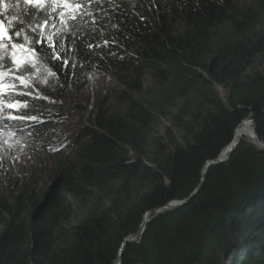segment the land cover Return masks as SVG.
I'll return each mask as SVG.
<instances>
[{"label": "trees", "instance_id": "trees-1", "mask_svg": "<svg viewBox=\"0 0 264 264\" xmlns=\"http://www.w3.org/2000/svg\"><path fill=\"white\" fill-rule=\"evenodd\" d=\"M80 2L60 4L38 30L45 33V46L47 34L63 27L61 19ZM0 10L10 34L26 29L18 44L26 43L37 21L43 24L35 6L23 0H5ZM89 11L99 17L98 25L78 17L58 37L75 67L41 60L58 74L48 85L37 82L47 73L36 68L17 73L26 81L31 77L56 103L16 95L32 89L3 80L16 87L4 89L12 98L0 95V106L27 102L28 108L13 114L43 112L46 123L26 128L33 132L29 137L17 131L27 121L0 122V142H11L16 137L8 133L16 132L27 145L7 149L0 167V264H109L143 213L187 197L205 162L232 141L251 105L264 103V0H113ZM105 40L108 47L90 54L87 44ZM5 64L12 66L10 54ZM93 75L110 82L104 97L95 98L92 122L76 126L72 119L81 108L60 98ZM147 75L159 85L154 99L143 96ZM170 108L171 124L161 133L160 119ZM12 111L5 108L0 116ZM247 127L255 141L242 135L225 162L206 170L186 204L150 220L126 250V264H264V148L255 145H264V114L253 123L256 137ZM16 155L19 161H12ZM43 163L53 165L52 185L41 196L34 188L35 166ZM30 202L39 203V210L29 211Z\"/></svg>", "mask_w": 264, "mask_h": 264}, {"label": "snow or ice", "instance_id": "snow-or-ice-1", "mask_svg": "<svg viewBox=\"0 0 264 264\" xmlns=\"http://www.w3.org/2000/svg\"><path fill=\"white\" fill-rule=\"evenodd\" d=\"M5 0H0V5L4 4ZM23 3L29 6H35V9L38 13V15L43 17V24H40L39 21H37L35 27H31V34L32 35H25L24 40L26 43L18 44L16 43V39H18L21 36V32L26 31L23 27H21L20 31H16L15 35L13 36L10 34L9 29L5 28L4 21L0 19V49H3V53L0 54V68H4V71H0V95H7L9 98H12L11 91L5 92L4 89H10L15 88L16 85L13 83L12 85H6L3 83V80L5 77L11 78L13 81H20V84L23 85L25 88H30L32 90L27 92H18L16 95L19 96H29L34 101H48L50 103H56L55 100H50L48 96L42 95L40 90L36 89L33 84L30 83L31 77L28 81L25 80L23 75H18L17 73H26L30 72L32 68H36L38 73L46 72L47 75L43 76V79H40L39 76H37V82L41 84L48 85L49 84V77L57 78L58 74L55 71L49 70L43 63H40L41 60H47L50 63H52L53 67H59L60 64H63L64 66L71 65L72 67H75V63H73L70 59H65L63 54L65 53L64 46L62 44H59L58 37L62 33L70 32L71 29L74 27L73 25L69 24L68 21H75L78 17H91V24L92 25H98L99 23V17L94 16L91 11H89L90 5H103L105 3L112 4L113 0H81L80 3H77L75 8L72 9L71 12L68 13L66 18L61 19V23L63 24V27L56 28L54 33L47 34L46 40L47 45H44V38L45 33L43 31H38L39 29L45 28L49 21L53 18L54 14L57 13L59 5L65 4L67 5L69 3V0H23ZM53 4L56 6L53 7ZM12 5H8V7H11ZM103 9L97 7L96 11L100 12ZM59 15L61 17H64L65 14L63 12H60ZM114 28L118 27L117 25H113ZM103 31V30H102ZM39 35L41 39H33L34 35ZM72 35H75V32H72ZM57 37V40L54 41L53 37ZM114 42V41H113ZM29 43L31 46H29ZM109 46V41L105 40L101 44L93 45L91 43L87 44V48L91 50L94 48L102 49ZM11 50V51H9ZM22 53V55L18 56L17 52ZM75 52V49L68 50V54L72 55ZM9 54L11 56V67L6 66L5 61L9 57ZM42 70V71H41ZM33 75H36V73H33ZM51 87V85H49ZM29 105L27 102L20 103L17 101L16 103L12 104H6L3 106H0V112H3L5 108L13 110L12 112H9L6 116H0V122L4 120L8 121H19V122H25L28 123L25 124L24 127H21L17 129V131L21 134H26L27 136L31 137L33 135L32 131L25 132L26 128H33L35 129L37 125H44L46 121L41 118L43 115V112H40V115H14L13 112L19 111L20 109L28 108ZM35 110L39 111V108H36ZM4 128H8V124L3 125ZM2 132V130H0ZM8 136L16 137L15 139H12L11 142L9 139H3L2 142H0V152L3 153L2 156H0V167H4L3 160L8 157V151L7 149H13L16 145H20V150L23 151L27 145L25 143H22L24 139V135H20L19 137L16 136V132H10L8 133ZM63 147V145H61ZM52 151H59V149H51ZM20 157L19 155L12 156V161H19ZM31 159V157H29Z\"/></svg>", "mask_w": 264, "mask_h": 264}, {"label": "rangeland", "instance_id": "rangeland-1", "mask_svg": "<svg viewBox=\"0 0 264 264\" xmlns=\"http://www.w3.org/2000/svg\"><path fill=\"white\" fill-rule=\"evenodd\" d=\"M242 2L246 0H240ZM1 11V10H0ZM0 19H2V15H0ZM3 20V19H2ZM4 21V20H3ZM5 28H7V25L4 22ZM110 82L109 78H104L103 76L99 75H93L88 78L87 81L82 82L83 84H79L77 89L72 88L68 92H63V97L60 99L65 103L68 104L67 106H78L79 110L81 108V112L77 114L75 117H73L72 121L74 125L81 126L84 123L90 124L92 122V118L94 117V102L95 98L97 97H104L105 87ZM44 85V84H43ZM217 92L220 94V96H225V91L221 87H216ZM159 90V85L157 81L152 78L150 75H147L144 81V92L143 96L145 98H152L154 99ZM175 111L174 108L168 109L169 114L166 116L161 117L160 119V128L161 133L164 131V128L166 126H169L171 124L170 115L173 114ZM248 140H250L248 138ZM68 144V142L64 145V147ZM70 150H66V152H69ZM38 169V174L36 175L37 183L35 184L34 188L37 193L41 192V196L49 192L51 188V180L48 177L49 172L51 171L53 165L50 163H43L41 165H36ZM24 181V179H20V182ZM39 203H31V207H29V211H38L39 210ZM74 208H76V205L74 204ZM78 217L74 219V221H77ZM3 228L0 227V233L2 232Z\"/></svg>", "mask_w": 264, "mask_h": 264}, {"label": "water", "instance_id": "water-1", "mask_svg": "<svg viewBox=\"0 0 264 264\" xmlns=\"http://www.w3.org/2000/svg\"><path fill=\"white\" fill-rule=\"evenodd\" d=\"M263 114H264V103H258V102L253 103L251 105V107L249 108L245 118L235 128L234 137H233L232 141L220 152V154L217 156V158L212 159V160H208L205 162V164L202 168V172L200 175L199 182L192 189L190 194L183 199L172 200V201H170V202H168V203H166L160 207L150 209V210L144 212L142 215V220H141L140 224L138 225L137 229L134 232L128 233L127 235L123 236L122 239L119 241L118 245L115 248L113 257L111 258L109 264H126L127 258L125 256V252L131 244L136 243L140 239V237H141V235L145 229V225L150 220L157 217L158 215H160L164 212L173 210V209L177 208L178 206L186 204L199 191V189L201 187V183L204 179V175L206 173V170L211 165L223 163L229 158L230 154L235 149V147L238 145V143L241 139V136L239 134L240 128L246 123H251L253 125L254 121ZM253 132H254V127H253ZM254 135H255V132H254ZM262 148H264V146Z\"/></svg>", "mask_w": 264, "mask_h": 264}, {"label": "bare ground", "instance_id": "bare-ground-1", "mask_svg": "<svg viewBox=\"0 0 264 264\" xmlns=\"http://www.w3.org/2000/svg\"><path fill=\"white\" fill-rule=\"evenodd\" d=\"M248 124H251V123H246V124H244L241 128H240V130H239V134H240V136L242 137V135L243 136H246V137H248V138H250V140L249 141H251L252 142V140L253 141H255V139L254 138H252L250 135H249V132H248V127H247V125ZM252 125V124H251ZM252 130H253V125H252ZM255 136V135H254ZM253 143V142H252ZM255 144V143H254ZM256 146H258V147H263L264 145H263V143H262V145H258V144H255Z\"/></svg>", "mask_w": 264, "mask_h": 264}]
</instances>
